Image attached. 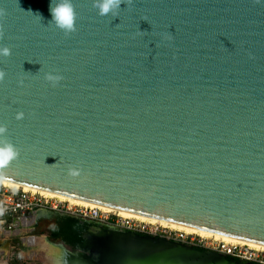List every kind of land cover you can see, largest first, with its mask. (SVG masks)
<instances>
[{"label":"water","instance_id":"water-1","mask_svg":"<svg viewBox=\"0 0 264 264\" xmlns=\"http://www.w3.org/2000/svg\"><path fill=\"white\" fill-rule=\"evenodd\" d=\"M50 2L0 0L19 152L0 180L264 245V0H123L115 17L71 0V34ZM87 225L75 247L46 241L79 264H251Z\"/></svg>","mask_w":264,"mask_h":264},{"label":"built area","instance_id":"built-area-1","mask_svg":"<svg viewBox=\"0 0 264 264\" xmlns=\"http://www.w3.org/2000/svg\"><path fill=\"white\" fill-rule=\"evenodd\" d=\"M43 212L64 213L71 217L99 225L129 230L143 235L161 237L196 248L211 250L232 259L264 264V250L244 243L226 242L214 238H202L195 234L150 224L134 218H125L99 208L74 206L58 197L47 196L38 191L13 188L0 180V264H18L14 251L8 248V242L26 227L29 217L39 216ZM24 223L26 225H24Z\"/></svg>","mask_w":264,"mask_h":264},{"label":"clouds","instance_id":"clouds-1","mask_svg":"<svg viewBox=\"0 0 264 264\" xmlns=\"http://www.w3.org/2000/svg\"><path fill=\"white\" fill-rule=\"evenodd\" d=\"M122 2L123 0H93V6L97 10L98 15L115 17L121 9ZM49 11L51 13L49 22L53 23L57 28L66 34H71L76 30L77 14L71 0H51ZM2 15L3 13L0 12V16ZM9 55H11V49L8 46L0 47V57H8ZM5 75V72L0 70V81L4 79ZM45 78L48 82L55 85L63 79V76L60 73L49 71ZM16 118H23V113L17 115ZM6 133L7 126L0 125V137H4L3 140H0V165L9 164L19 154L16 146L6 139ZM71 174L75 173L72 172Z\"/></svg>","mask_w":264,"mask_h":264},{"label":"bare ground","instance_id":"bare-ground-1","mask_svg":"<svg viewBox=\"0 0 264 264\" xmlns=\"http://www.w3.org/2000/svg\"><path fill=\"white\" fill-rule=\"evenodd\" d=\"M1 181H3L4 184L11 186L13 188H18L21 186L20 184H16L14 182L6 181V180H1ZM21 187H23L25 190L38 191L41 194H44L47 196L58 197L61 200L66 201V202H68L74 206H86V207H92V208H99L100 210H102L104 212L115 213V214H118L119 216H122L125 218H134V219H137L139 221L147 222L150 224H159V225L166 227V228L183 231L187 234H195V235L200 236L202 238H214V239L223 240L226 242L244 243V244H249L250 246L256 247L258 249L264 250V245H262V244H257V243H253V242H249V241H245V240H241V239H236V238H232V237H228V236H224V235H220V234H215V233H211V232H207V231H203V230H199V229H194V228H190V227H186V226H182V225H178V224H173V223L157 220L154 218L130 213L127 211L118 210L115 208L103 206L100 204H96V203H92V202H88V201H84V200H80V199H76V198H72V197H68V196H64V195H60V194H55V193H52L49 191L39 190V189L32 188L29 186H21ZM25 223L29 224V223H31V221H28ZM25 223H24V225H26ZM30 242L33 243L34 239L31 238ZM49 244H50L49 245V253L50 254L48 255L46 264H71V261L76 263V264H79V262H80L79 258L70 254V252H68L67 250L63 249L61 246H59L57 244H54L51 242H49Z\"/></svg>","mask_w":264,"mask_h":264},{"label":"rangeland","instance_id":"rangeland-1","mask_svg":"<svg viewBox=\"0 0 264 264\" xmlns=\"http://www.w3.org/2000/svg\"><path fill=\"white\" fill-rule=\"evenodd\" d=\"M31 223L28 226H22L18 236L8 242L10 251H14V256L18 264H46L49 253V242L46 241L45 229L49 223L43 218L39 226L35 224L36 216L28 218ZM36 232H41L37 234ZM35 236V237H34ZM34 239L31 243L30 240Z\"/></svg>","mask_w":264,"mask_h":264},{"label":"trees","instance_id":"trees-1","mask_svg":"<svg viewBox=\"0 0 264 264\" xmlns=\"http://www.w3.org/2000/svg\"><path fill=\"white\" fill-rule=\"evenodd\" d=\"M78 222L79 221L75 218H67L59 227H56L55 230L51 232L50 237L53 239H61L68 245L75 247L79 242L82 241ZM36 233L41 234V232ZM199 249L204 250L202 248ZM228 258L231 259L230 257ZM236 261L238 262L239 260Z\"/></svg>","mask_w":264,"mask_h":264},{"label":"flooded vegetation","instance_id":"flooded-vegetation-1","mask_svg":"<svg viewBox=\"0 0 264 264\" xmlns=\"http://www.w3.org/2000/svg\"><path fill=\"white\" fill-rule=\"evenodd\" d=\"M71 216L64 214V213H56V212H43L41 214H39V217L36 219L35 224H37L36 226L38 227L39 224L42 222L40 220H42L43 218H46L48 220H45L44 222H48L49 225L46 227L45 229V234L47 239L51 240V241H61V239H53L50 237V234L53 230H55L56 227H59L67 218H70ZM74 218V217H72ZM77 219V218H75ZM79 222V226H80V235H82V233L86 230L87 228V223L85 221H82L80 219H77Z\"/></svg>","mask_w":264,"mask_h":264}]
</instances>
